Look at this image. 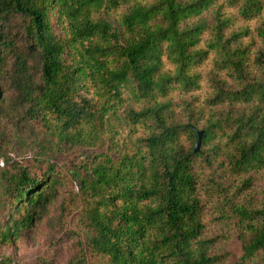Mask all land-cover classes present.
<instances>
[{
	"label": "trees",
	"instance_id": "obj_1",
	"mask_svg": "<svg viewBox=\"0 0 264 264\" xmlns=\"http://www.w3.org/2000/svg\"><path fill=\"white\" fill-rule=\"evenodd\" d=\"M3 103L38 151L84 161L0 168V246L41 219L62 172L78 186L67 264H264V204L240 202L264 184V0H0L5 126ZM13 126L5 147L22 144ZM205 201L232 229L220 239Z\"/></svg>",
	"mask_w": 264,
	"mask_h": 264
},
{
	"label": "rangeland",
	"instance_id": "obj_2",
	"mask_svg": "<svg viewBox=\"0 0 264 264\" xmlns=\"http://www.w3.org/2000/svg\"><path fill=\"white\" fill-rule=\"evenodd\" d=\"M208 67L209 64H204L199 69L201 75L204 76ZM205 89V81L202 80L201 92ZM200 94L202 95V93ZM9 95L6 96L9 97ZM1 107L7 114L6 122L8 124L4 126V120L0 119V138L4 140L6 137L7 139L9 136L7 127L14 124V129H12L22 144L17 145L11 141L10 145L5 147V142L0 143V168L5 170L15 163L31 166L35 164V159H37L38 164L46 161L49 165H55V168L57 167L63 172L67 168L76 167L84 161L79 150L63 155L61 158L57 157L59 155H52L50 152L38 151V148L34 146L35 137L32 136L37 133V128L30 124L20 123L14 113H8L6 103H3ZM176 110L179 112V108ZM6 148L10 150H6ZM62 172L56 199L48 206L45 214L37 223L28 230L21 232L13 246H0V257H12V264H67L76 250L75 243L77 236H79L78 218H76L79 210L76 199L78 186L77 181L72 176H64ZM1 200L0 197V227L6 219V212ZM240 202L246 206L264 204V184L255 181L246 194L240 197ZM212 203L213 201H205L204 217L207 234L217 236L220 239V236L226 235L232 229L229 223H220L214 220L215 209ZM218 247L221 251L228 253L230 262L237 261L241 254L239 243L233 237L221 240Z\"/></svg>",
	"mask_w": 264,
	"mask_h": 264
},
{
	"label": "water",
	"instance_id": "obj_3",
	"mask_svg": "<svg viewBox=\"0 0 264 264\" xmlns=\"http://www.w3.org/2000/svg\"><path fill=\"white\" fill-rule=\"evenodd\" d=\"M195 134H196V142L194 144V152L198 151L199 149L201 132H196Z\"/></svg>",
	"mask_w": 264,
	"mask_h": 264
}]
</instances>
